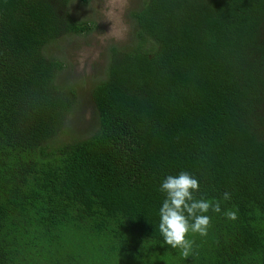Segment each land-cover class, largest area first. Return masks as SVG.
Here are the masks:
<instances>
[{
    "label": "trees",
    "instance_id": "obj_1",
    "mask_svg": "<svg viewBox=\"0 0 264 264\" xmlns=\"http://www.w3.org/2000/svg\"><path fill=\"white\" fill-rule=\"evenodd\" d=\"M73 1L0 0V264H264V0H132L83 137L49 50L91 29ZM181 171L221 207L186 259L158 227Z\"/></svg>",
    "mask_w": 264,
    "mask_h": 264
},
{
    "label": "rangeland",
    "instance_id": "obj_2",
    "mask_svg": "<svg viewBox=\"0 0 264 264\" xmlns=\"http://www.w3.org/2000/svg\"><path fill=\"white\" fill-rule=\"evenodd\" d=\"M70 13L89 20L87 32L72 33L61 37L58 43L49 47L63 58L70 68L69 75L83 84L78 98L69 108L66 119L71 130L78 137L87 136L96 125L94 105L89 95V84L103 74L109 46L122 47L128 41L132 27L127 10L132 0H74ZM71 137V136H69Z\"/></svg>",
    "mask_w": 264,
    "mask_h": 264
},
{
    "label": "clouds",
    "instance_id": "obj_3",
    "mask_svg": "<svg viewBox=\"0 0 264 264\" xmlns=\"http://www.w3.org/2000/svg\"><path fill=\"white\" fill-rule=\"evenodd\" d=\"M165 199L159 208V231L165 244L179 249L186 259L192 254L194 241L187 238L188 233L206 236L211 218L205 215L210 209L221 212L220 202H210L204 198H195L193 193L199 191V182L187 171L178 175H168L160 185ZM230 193L225 191L223 199L229 200ZM228 219H236V212L227 211Z\"/></svg>",
    "mask_w": 264,
    "mask_h": 264
}]
</instances>
